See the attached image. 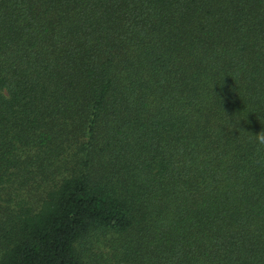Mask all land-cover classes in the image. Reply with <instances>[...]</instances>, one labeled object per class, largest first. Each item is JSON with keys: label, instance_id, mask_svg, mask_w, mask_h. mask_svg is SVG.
Instances as JSON below:
<instances>
[{"label": "trees", "instance_id": "obj_1", "mask_svg": "<svg viewBox=\"0 0 264 264\" xmlns=\"http://www.w3.org/2000/svg\"><path fill=\"white\" fill-rule=\"evenodd\" d=\"M0 264H264V0H0Z\"/></svg>", "mask_w": 264, "mask_h": 264}]
</instances>
